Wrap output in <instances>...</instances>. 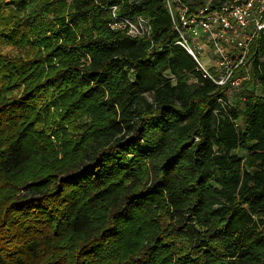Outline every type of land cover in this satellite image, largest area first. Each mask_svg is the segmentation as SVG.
<instances>
[{
	"label": "trees",
	"instance_id": "1",
	"mask_svg": "<svg viewBox=\"0 0 264 264\" xmlns=\"http://www.w3.org/2000/svg\"><path fill=\"white\" fill-rule=\"evenodd\" d=\"M176 38L166 0H0V264H264V32L241 106Z\"/></svg>",
	"mask_w": 264,
	"mask_h": 264
},
{
	"label": "built area",
	"instance_id": "2",
	"mask_svg": "<svg viewBox=\"0 0 264 264\" xmlns=\"http://www.w3.org/2000/svg\"><path fill=\"white\" fill-rule=\"evenodd\" d=\"M166 5L177 32L175 43L211 80L228 86L230 93L257 87L250 56L254 38L264 32V0H166ZM109 26L133 37H149L152 31L147 17H118L116 6ZM204 44L210 49V68L200 58Z\"/></svg>",
	"mask_w": 264,
	"mask_h": 264
},
{
	"label": "rangeland",
	"instance_id": "3",
	"mask_svg": "<svg viewBox=\"0 0 264 264\" xmlns=\"http://www.w3.org/2000/svg\"><path fill=\"white\" fill-rule=\"evenodd\" d=\"M6 1H9V0H6ZM67 2H68V0H67ZM53 7L56 8L57 5L55 4ZM45 17H46L47 20H50L51 19V15H49V14L48 15H45ZM209 51H210V49L205 45L204 46V50L200 53V58H201L202 62L208 68H210L211 65H212V60L210 59ZM0 52L14 54V53L17 52V50L15 48H13L11 45H5L3 43H0ZM239 98H240V94H238V93H231L230 94L229 101L232 102V103L235 102L237 105H240L241 104V100ZM85 119L84 118H77L75 124L76 125H81V124H83L86 121ZM240 153H241V155H244L245 154L244 152H240ZM177 244H178V246H181L185 250H188L187 249L188 243H187V241L185 239L178 238L177 239Z\"/></svg>",
	"mask_w": 264,
	"mask_h": 264
}]
</instances>
